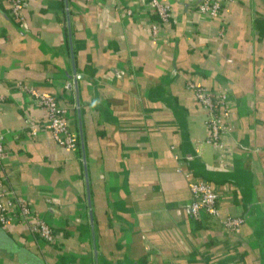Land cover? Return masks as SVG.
<instances>
[{"label": "crops", "instance_id": "1", "mask_svg": "<svg viewBox=\"0 0 264 264\" xmlns=\"http://www.w3.org/2000/svg\"><path fill=\"white\" fill-rule=\"evenodd\" d=\"M163 1L153 40L150 0H27L23 27L0 0L2 165L60 237L0 225V264H264V0H231L218 20ZM188 81L230 97L218 144ZM18 83L68 106L77 151L30 133L45 112ZM193 178L230 188L217 218L190 216Z\"/></svg>", "mask_w": 264, "mask_h": 264}, {"label": "built area", "instance_id": "2", "mask_svg": "<svg viewBox=\"0 0 264 264\" xmlns=\"http://www.w3.org/2000/svg\"><path fill=\"white\" fill-rule=\"evenodd\" d=\"M4 1L8 5L7 14L10 19L21 27L26 26L24 10L27 0ZM229 1L231 0H199L196 8L212 20H218ZM149 11L156 16V19L150 22V31L153 40H157L164 33L163 25L167 24L171 18V8L163 0H150ZM126 13L130 15L131 11L127 10ZM17 86L23 92L29 93L32 103L45 112V118L38 125L33 120H27L30 133L35 137H39L41 134L50 135L61 146L77 151L78 141L75 133L71 130L73 120L69 118L68 106L61 103L57 96L49 91L20 83ZM186 87L193 94L195 100L205 108L206 128L209 133L207 141L218 144L221 135L228 133L227 122L235 111L230 103L229 95L220 88L209 89L191 81L187 82ZM71 88H73V84ZM169 148L175 149L171 144H169ZM4 152L5 144L0 139V225L23 224L35 238L50 244L58 243L60 241L58 231L48 225L31 203L11 186L8 176L12 170L10 167L2 165ZM188 188L191 194L188 211L194 220L200 218L202 214L217 218L221 203L231 193L228 186H215L209 181L198 178L189 180ZM241 221V218L229 217L223 224L236 231ZM147 250L148 255L151 256L149 248Z\"/></svg>", "mask_w": 264, "mask_h": 264}, {"label": "water", "instance_id": "3", "mask_svg": "<svg viewBox=\"0 0 264 264\" xmlns=\"http://www.w3.org/2000/svg\"><path fill=\"white\" fill-rule=\"evenodd\" d=\"M81 77V76H75V78L73 79V88H74V92H75V108L77 110V113H78V120H79V123H80V106H79V98H78V91H77V83H76V80ZM83 162H85V158H84V155H83Z\"/></svg>", "mask_w": 264, "mask_h": 264}, {"label": "trees", "instance_id": "4", "mask_svg": "<svg viewBox=\"0 0 264 264\" xmlns=\"http://www.w3.org/2000/svg\"><path fill=\"white\" fill-rule=\"evenodd\" d=\"M197 4H198V2L194 4V7H197ZM71 85H72L71 78H69L68 85H67L68 88H71ZM77 141H78V139H77Z\"/></svg>", "mask_w": 264, "mask_h": 264}]
</instances>
